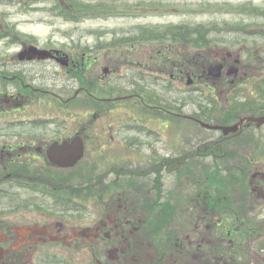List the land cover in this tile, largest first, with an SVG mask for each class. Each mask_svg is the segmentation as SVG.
I'll return each instance as SVG.
<instances>
[{
  "label": "flooded vegetation",
  "instance_id": "1",
  "mask_svg": "<svg viewBox=\"0 0 264 264\" xmlns=\"http://www.w3.org/2000/svg\"><path fill=\"white\" fill-rule=\"evenodd\" d=\"M69 57L66 68L84 66ZM57 59L15 60L0 71V264H264L263 137L254 147L250 190L237 196L222 186L211 190V179L220 177L196 162L194 150L179 158L171 149L163 158L158 145L148 144L151 155L132 160L129 136L127 159H97L87 168V135H95L96 156L116 139L112 128L94 125L106 112L97 94L100 78L92 75L91 90L81 85L65 99L62 88L54 91L45 81ZM242 62L239 85L253 83L257 92L246 114L255 121L243 124L239 139L243 130H264V80H243ZM84 97L93 104L83 120L94 118L85 126L67 106L84 109L78 103ZM36 99L52 110H34ZM153 122L162 126L160 116ZM76 138L85 142L84 157L72 167L57 162L58 147ZM211 146L224 149L219 142ZM186 172L189 185L181 180Z\"/></svg>",
  "mask_w": 264,
  "mask_h": 264
},
{
  "label": "rangeland",
  "instance_id": "2",
  "mask_svg": "<svg viewBox=\"0 0 264 264\" xmlns=\"http://www.w3.org/2000/svg\"><path fill=\"white\" fill-rule=\"evenodd\" d=\"M21 1L23 4L19 3ZM21 1L0 0V62L11 61L12 54L20 50L21 43L25 42L36 44L42 48L61 49L63 52L69 53L76 63L85 62V65L77 74L76 66L73 70H66L51 62L50 67L52 70L50 72L52 76L45 78V81L54 88V91L60 89L61 84H68L66 88L71 89L69 92L71 96L74 94L76 81L74 78L82 77V74L84 78L90 81L98 77L101 78L99 79L101 81L98 82L100 91L108 89L105 82L113 85L115 95L128 94L129 87L126 85L129 81L126 74L139 69L138 67L141 68L142 63L146 64L148 70L162 66L164 76L169 77V70L162 65V62L164 64L168 61L172 63L178 50L170 45L171 36L165 34L175 27L187 26V30L202 28L205 34L217 38L219 46H211L206 51L219 56V60L224 55L227 45L236 46L239 39L246 38V32L252 34L260 32L264 35V0H56L57 5L56 2L52 3V0L35 4H32V0H27V4H24L23 0ZM46 5H55L60 11L66 10L78 17L80 21L70 22L56 17L52 12L45 11L48 8ZM250 22L252 23L248 24ZM177 31L173 32L177 34ZM179 47L182 49L186 46L179 43ZM186 49L191 48L186 47ZM227 49L229 48L227 47ZM197 51L195 49V54L199 56L200 54ZM136 56L140 60H136ZM150 59L152 61H149ZM184 60L190 63L195 61L191 53H185ZM155 62H158L159 65H155ZM104 67L111 69L109 75L103 73ZM248 69L252 72L254 68L249 67ZM140 71L142 70L140 69ZM70 72H72V80H69ZM92 75H95V78ZM258 76H264V72L258 70ZM149 79H154V77L151 76ZM109 80H112V82H109ZM193 80V86L188 87V77H183L173 87V90L177 91L176 94L184 97L180 104H187L183 108L184 113H189L195 108L192 102L193 99L189 97V90L197 87L200 83L196 77H193ZM215 81L218 84L221 82L220 80ZM148 85H151V83L149 82ZM131 88L134 89V86ZM242 89V100L237 99L235 103L222 102L215 109L216 112L220 113L228 105L230 106L231 111L229 107L226 109L225 118L232 119L236 114L239 119L236 116V120L229 124H235L241 120L243 111L241 105L246 104L247 107H251L256 102L254 96L251 95L253 92L254 94L257 92V88L253 84L249 87H241L239 89L240 93ZM200 90L202 96L205 95L199 97V101L206 99V96L210 93V87L209 85H202ZM218 90L222 92L220 84ZM197 92L191 91V94ZM220 92L216 94L224 95L223 92ZM100 94L104 96L103 93ZM223 95H221L222 100L219 98V101H225ZM100 103H102L101 108L110 105L105 101ZM137 107V103L130 102L127 106L122 104L119 109L116 108L107 113L100 112L101 117L95 121L94 125L112 128L111 133L114 134L116 139H112L110 143L114 145V148L108 145L100 151L98 156L94 155L95 135L88 134L90 153L84 159L87 168H90L92 162L97 159L119 158L124 160L128 158L125 154L129 150H126L121 143L123 133L118 134L115 131L116 126L118 127L116 122L119 121L120 116L128 113L132 115L139 113L142 119L149 116L147 110L143 109L140 112ZM34 110L42 113L43 110L50 112L52 108L49 105H47V108L36 105ZM68 111L73 113L77 111L79 121L84 126L91 125V121L94 120V118H91V121L83 120L87 116L86 108H73L68 109ZM168 118L164 114L162 120L165 124L163 123V126L155 125L163 130V138L160 137L163 142L159 144L155 138H149L145 135L136 136L138 142H143L146 145L151 144L152 148L158 145L165 156L171 153V149H173L174 155L179 158L189 150H194L196 162H205V170H209L211 175L219 177L230 172L239 158L246 160L245 163L247 161L251 162L253 149L258 144V137L264 138V130H243L242 139L247 141L248 147L242 149L239 144H232L239 140L236 137L223 140L222 132L206 131L199 128L198 125L189 123L190 121L186 120L184 116L180 117L181 120L179 121ZM204 119L207 120L205 117ZM71 120L69 124L75 125V119L71 117ZM120 122L126 123V121L121 120ZM166 122L169 127H166ZM188 127L190 129L186 130ZM117 137H120V139L118 140ZM211 142L223 143L225 148L221 151L215 150L211 146ZM206 147L210 149L205 150ZM199 149L200 152H198ZM210 150L216 153V157L210 155ZM142 153L132 151V160L140 159L141 155H151L146 147ZM204 153H207V155L205 157L201 156ZM252 168L249 171V177L246 178L248 181L253 171ZM237 171H240V169H237ZM198 173L202 174V172ZM181 180L185 185L190 184L189 179H187V172L185 176L181 177ZM224 182L226 183L225 179ZM243 184L244 182L236 188L224 183L218 186L225 185V190L229 195L237 196L238 192H244Z\"/></svg>",
  "mask_w": 264,
  "mask_h": 264
},
{
  "label": "water",
  "instance_id": "3",
  "mask_svg": "<svg viewBox=\"0 0 264 264\" xmlns=\"http://www.w3.org/2000/svg\"><path fill=\"white\" fill-rule=\"evenodd\" d=\"M45 52L43 51H38L36 50L35 48H31V50L28 52V55L29 57H34L35 55H40V56H45ZM220 68H221V65L220 66H215V67H212L211 70H212V73L214 75H218L220 73ZM236 127H233V129H235ZM227 130V129H226ZM58 149L61 150V152L64 154V161H65V164H68V165H71L74 163V161L76 159H78L79 157L82 156L83 154V146L79 144H77L76 141H74L73 144H69L67 146H61V147H58ZM66 151L68 153V155L66 156Z\"/></svg>",
  "mask_w": 264,
  "mask_h": 264
},
{
  "label": "trees",
  "instance_id": "4",
  "mask_svg": "<svg viewBox=\"0 0 264 264\" xmlns=\"http://www.w3.org/2000/svg\"><path fill=\"white\" fill-rule=\"evenodd\" d=\"M52 2L54 3V2H56V0H52ZM55 4L57 5V2ZM62 11H64V10H62ZM65 13H67V12L65 11ZM175 30H178L177 31L178 36L172 34L173 35V37H172L173 39H175V37H180V38L183 37L184 33L187 31V28H177ZM175 30H171V33L173 31H175ZM189 30H191V29H189ZM193 30L196 31V32L204 31L202 28H194ZM204 41H207V40H206V38L203 35H195V37L193 38L194 45L197 46V47L207 45ZM194 65H195V67H197L198 63L196 62ZM201 69L204 71V67H202Z\"/></svg>",
  "mask_w": 264,
  "mask_h": 264
}]
</instances>
